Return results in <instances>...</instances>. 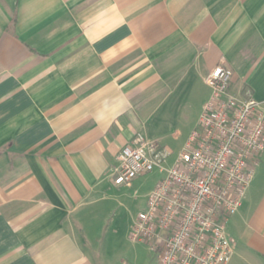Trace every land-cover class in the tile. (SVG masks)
<instances>
[{"label":"crops","instance_id":"crops-1","mask_svg":"<svg viewBox=\"0 0 264 264\" xmlns=\"http://www.w3.org/2000/svg\"><path fill=\"white\" fill-rule=\"evenodd\" d=\"M217 66L264 109V0H0V264H101L119 152L160 109L185 145ZM226 226L264 264V152Z\"/></svg>","mask_w":264,"mask_h":264},{"label":"built area","instance_id":"built-area-1","mask_svg":"<svg viewBox=\"0 0 264 264\" xmlns=\"http://www.w3.org/2000/svg\"><path fill=\"white\" fill-rule=\"evenodd\" d=\"M233 73L215 67L205 78L211 94L197 127L170 167V153L136 134L112 172L126 187L146 174L163 175L130 229V240L157 254L158 264H228L226 225L240 208L264 152V109L250 91L230 92Z\"/></svg>","mask_w":264,"mask_h":264},{"label":"rangeland","instance_id":"rangeland-1","mask_svg":"<svg viewBox=\"0 0 264 264\" xmlns=\"http://www.w3.org/2000/svg\"><path fill=\"white\" fill-rule=\"evenodd\" d=\"M163 110L154 116L155 124L150 126L149 136L156 138L161 148L170 151L166 167H170L181 152L191 125L181 124L176 119L163 120ZM158 121V122H157ZM163 175L157 172L134 179L120 191H112L105 218L94 224L89 236L93 257L101 264H157V254L151 253L146 245L130 240L131 224L145 209L148 195ZM102 224V226H98ZM97 225V226H96ZM93 227V228H94ZM227 227V226H226Z\"/></svg>","mask_w":264,"mask_h":264}]
</instances>
